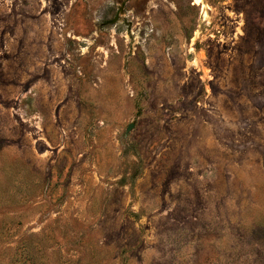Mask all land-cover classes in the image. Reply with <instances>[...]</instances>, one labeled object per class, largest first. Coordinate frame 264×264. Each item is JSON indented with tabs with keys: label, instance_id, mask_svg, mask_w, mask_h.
Masks as SVG:
<instances>
[{
	"label": "rangeland",
	"instance_id": "rangeland-1",
	"mask_svg": "<svg viewBox=\"0 0 264 264\" xmlns=\"http://www.w3.org/2000/svg\"><path fill=\"white\" fill-rule=\"evenodd\" d=\"M0 264H264V0H0Z\"/></svg>",
	"mask_w": 264,
	"mask_h": 264
},
{
	"label": "water",
	"instance_id": "water-1",
	"mask_svg": "<svg viewBox=\"0 0 264 264\" xmlns=\"http://www.w3.org/2000/svg\"><path fill=\"white\" fill-rule=\"evenodd\" d=\"M130 127H131V125H130ZM130 127H129V128H130Z\"/></svg>",
	"mask_w": 264,
	"mask_h": 264
},
{
	"label": "bare ground",
	"instance_id": "bare-ground-1",
	"mask_svg": "<svg viewBox=\"0 0 264 264\" xmlns=\"http://www.w3.org/2000/svg\"><path fill=\"white\" fill-rule=\"evenodd\" d=\"M197 1H199V0H197Z\"/></svg>",
	"mask_w": 264,
	"mask_h": 264
}]
</instances>
